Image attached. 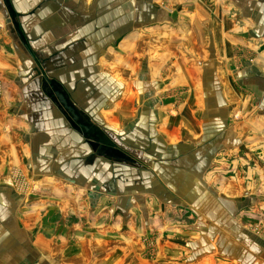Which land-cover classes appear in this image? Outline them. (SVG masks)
Instances as JSON below:
<instances>
[{"label": "crops", "instance_id": "crops-1", "mask_svg": "<svg viewBox=\"0 0 264 264\" xmlns=\"http://www.w3.org/2000/svg\"><path fill=\"white\" fill-rule=\"evenodd\" d=\"M0 26V264H264V0H0Z\"/></svg>", "mask_w": 264, "mask_h": 264}, {"label": "rangeland", "instance_id": "rangeland-1", "mask_svg": "<svg viewBox=\"0 0 264 264\" xmlns=\"http://www.w3.org/2000/svg\"><path fill=\"white\" fill-rule=\"evenodd\" d=\"M2 90H3V86H2V83H0V111H1V96H2L1 92H2ZM253 157L254 158L251 160L252 162L250 163L252 168L254 167L256 162L259 165L262 164L264 166V158H261L259 156H253ZM262 169L264 172L263 167H262ZM11 178L13 179L15 184H17V182H16L17 180L12 176H11ZM263 178H264V176H263ZM19 183H21V182H19ZM249 188L250 189L246 190L247 192H250L251 194H255L258 196L260 194L259 200L264 201V181H262L261 176L259 177V173L254 174L253 176L249 177ZM258 196H256V197H258ZM258 210H259V213L255 214L254 218L252 219L253 222L251 220L247 224L245 229L248 230V232L250 234L260 237V240L263 241L262 244H264V204H262ZM245 216L251 217V212L246 213ZM146 241L149 242V247H148V249H146L145 254L148 253V255L151 258H153L152 256L155 254L153 242H151V239L146 240Z\"/></svg>", "mask_w": 264, "mask_h": 264}, {"label": "water", "instance_id": "water-1", "mask_svg": "<svg viewBox=\"0 0 264 264\" xmlns=\"http://www.w3.org/2000/svg\"><path fill=\"white\" fill-rule=\"evenodd\" d=\"M63 102V101H62ZM63 103H65V102H63ZM70 110V109H69Z\"/></svg>", "mask_w": 264, "mask_h": 264}]
</instances>
